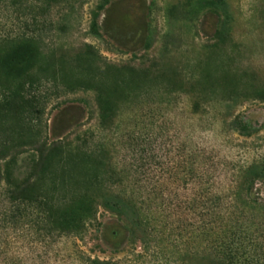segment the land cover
<instances>
[{
    "label": "rangeland",
    "instance_id": "rangeland-1",
    "mask_svg": "<svg viewBox=\"0 0 264 264\" xmlns=\"http://www.w3.org/2000/svg\"><path fill=\"white\" fill-rule=\"evenodd\" d=\"M99 1L0 0V69L8 38L31 36L35 25L44 26L48 47L34 71L40 91L49 96L45 136L48 142H66L35 196L54 200L57 209L111 190L146 195L148 189L139 188L147 185H161L165 194L182 197L188 192L182 179L189 147L205 151L212 162L244 161L249 155L245 139L225 121L244 115L264 136V103L250 94L256 80L264 82V0H111L103 9ZM96 15L101 38L89 34ZM84 43L110 63L98 67L87 86L79 64L65 54ZM254 71L262 79L252 78ZM11 89L0 71V155H6L0 159L1 172L20 154L14 173L22 181L25 141L34 130L25 99L6 102ZM25 90L18 91L25 95ZM97 95L109 113L100 109ZM257 189L264 194V186ZM13 205L1 180L0 264H25V255L28 264H82L83 255L112 264H142L133 257L140 244L132 246L122 217L98 201L93 221L78 237L62 238L50 248L25 241V217L14 225L4 222ZM123 206L132 217L130 204ZM26 209L38 210L34 202Z\"/></svg>",
    "mask_w": 264,
    "mask_h": 264
},
{
    "label": "trees",
    "instance_id": "trees-1",
    "mask_svg": "<svg viewBox=\"0 0 264 264\" xmlns=\"http://www.w3.org/2000/svg\"><path fill=\"white\" fill-rule=\"evenodd\" d=\"M110 1L100 0L98 8L103 9ZM97 18L96 15L91 21L89 34L101 38ZM224 26L226 24L223 22L221 28L224 29ZM44 31V26L35 25L31 36L8 38L9 49L1 64L0 71L12 84L5 100L14 105L19 99H25V114L30 128L34 130V134L25 141L24 180L19 181L14 173L15 169L20 168L17 166L20 154L12 156L5 163L3 173L0 162V183L5 180L10 200L15 204L12 211L4 213V222L14 225L22 216L25 217L28 219L25 241L40 242L50 248L62 238L78 237L87 227V222L93 221V211L98 201V204L122 217L130 231L132 246L140 244L141 251L135 250L133 257L142 264H264V194L257 189V186H264V136H259L262 128L241 114L228 117L225 123L245 139L243 143L249 155L244 161L236 163L227 160L212 162L205 151L189 147L186 172L182 179L188 192L182 197L165 194L166 187L162 188L161 185H152L150 189L147 185L148 188H139L140 192L148 189L146 195L111 190L102 196H93L57 209L51 203L54 200L35 196L38 183L66 147L64 140L48 142L45 136L47 125L44 115L49 96L40 91V81L36 79L34 71L40 55L44 53L42 50L48 47L44 44ZM152 36L149 48L153 42ZM223 36L221 29L218 38ZM65 54L72 63L79 64L86 86L96 78L100 71L98 67L110 64L88 43L78 49H66ZM122 69L133 73L139 71L125 65ZM261 74L264 76V71ZM252 76L262 79L255 71ZM261 83L257 84L256 80L250 94L253 101L264 103V82ZM23 86L27 89L25 95L18 91ZM96 101L103 113L110 112L99 95ZM254 144L260 145L250 149ZM5 158L6 155L2 153L0 159ZM32 202L38 210L28 213L27 204ZM123 203L130 204L132 217L125 212ZM23 209L25 214H22ZM27 259L25 255V264H28ZM79 262L112 264L86 255L80 257Z\"/></svg>",
    "mask_w": 264,
    "mask_h": 264
}]
</instances>
